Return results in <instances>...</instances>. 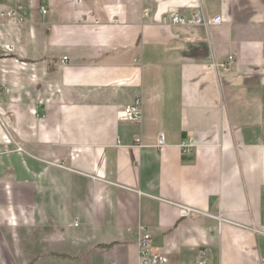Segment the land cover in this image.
Segmentation results:
<instances>
[{"label":"crops","instance_id":"0c3cea01","mask_svg":"<svg viewBox=\"0 0 264 264\" xmlns=\"http://www.w3.org/2000/svg\"><path fill=\"white\" fill-rule=\"evenodd\" d=\"M142 231L264 264V0H0V264H142Z\"/></svg>","mask_w":264,"mask_h":264},{"label":"built area","instance_id":"2783aa9c","mask_svg":"<svg viewBox=\"0 0 264 264\" xmlns=\"http://www.w3.org/2000/svg\"><path fill=\"white\" fill-rule=\"evenodd\" d=\"M74 4L76 6H79L82 4L83 0H73ZM43 14H46V10L42 11ZM2 17H6L8 19H14L19 18L20 21H24V18H21L18 13L14 10H8L1 13ZM169 23L176 26H209V25H219L222 23L221 17H216L211 20H204L198 16H192V17H185L180 15L179 13H174L169 18ZM8 51H13V47L9 46L7 47ZM67 59L65 58L63 62H65ZM234 62V57L230 58V62L227 65H222L220 68L225 71H229L231 68L232 63ZM122 120L129 123H137L140 124L142 121V103L141 100H137L133 105L126 107L121 116ZM135 144L138 147H141V139L136 138ZM166 146V139L164 134H160L158 137L157 147L163 148ZM183 150L186 153H190L193 148L194 144L192 141H189L187 143H184L182 145ZM190 211L188 209L182 210V215L184 217L189 216ZM151 241L152 238L145 234L144 231L141 232L139 236L138 246L140 249V255H141V262L142 264H168V260L160 255L155 254L151 247ZM206 256L207 253L205 251L200 252V258L197 264H207L206 263Z\"/></svg>","mask_w":264,"mask_h":264}]
</instances>
